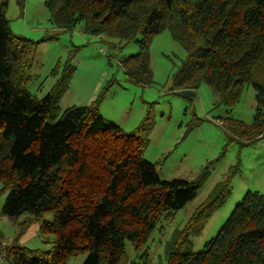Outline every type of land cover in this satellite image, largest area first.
Wrapping results in <instances>:
<instances>
[{
	"label": "trees",
	"instance_id": "trees-1",
	"mask_svg": "<svg viewBox=\"0 0 264 264\" xmlns=\"http://www.w3.org/2000/svg\"><path fill=\"white\" fill-rule=\"evenodd\" d=\"M10 0L0 1V195L1 214L18 223L15 243L4 246L8 264H147L132 261L161 220L184 209L198 195V183L161 179L157 164L143 159L155 119L147 113L131 132L100 112L108 90L87 106L60 114L75 68L72 57L44 97L28 88L38 42L11 32ZM23 6L24 0H19ZM50 21L69 31L82 24L94 37L135 44L138 52L122 62L127 75L151 85L150 47L167 31L186 52L172 90L196 92L206 84L230 108L244 89L256 93L253 123L229 117L222 126L246 143L264 137V0H45ZM60 63L52 71L57 76ZM231 195L229 180L216 186L182 229L164 246L167 264H264V195L248 192L202 252L200 237L214 213ZM46 213L41 234L49 249L20 247L17 241Z\"/></svg>",
	"mask_w": 264,
	"mask_h": 264
},
{
	"label": "rangeland",
	"instance_id": "rangeland-1",
	"mask_svg": "<svg viewBox=\"0 0 264 264\" xmlns=\"http://www.w3.org/2000/svg\"><path fill=\"white\" fill-rule=\"evenodd\" d=\"M6 16L13 34L39 43L28 86L32 94L42 98L50 92L71 56L75 73L60 101V114L70 107L90 105L107 89L100 112L125 132L138 127L148 112L154 116L155 126L142 157L157 164L161 179H184L198 184L206 176L192 202L161 220L143 252L136 253L127 242L132 261L167 264L166 242L176 229L184 227L218 184L229 180L231 195L214 213L203 234L191 239L192 249L197 253L204 251L206 244L218 235L248 192L264 195V138L245 144V140L240 141L221 124L229 117L248 126L253 123L256 93L252 86L244 89L230 114V108L219 104L218 95L206 84L192 97L172 90L174 75L186 52L167 31L152 41L153 82L146 85L131 79L122 68V62L138 52L135 44L124 46L118 40L94 37L85 33L82 24L69 31L61 30L51 23L45 0H24L23 6L19 0H10ZM59 63L58 74L53 76L52 71ZM7 196L8 192L0 195V237L10 245L15 243L18 223L25 217L14 221L1 214ZM53 220V214L46 213L17 244L29 249H49L47 241L53 239H44L41 227ZM86 257L79 255L69 264H83Z\"/></svg>",
	"mask_w": 264,
	"mask_h": 264
},
{
	"label": "built area",
	"instance_id": "built-area-1",
	"mask_svg": "<svg viewBox=\"0 0 264 264\" xmlns=\"http://www.w3.org/2000/svg\"><path fill=\"white\" fill-rule=\"evenodd\" d=\"M5 263H7V258H6V253L4 251V246H2L0 247V264H5Z\"/></svg>",
	"mask_w": 264,
	"mask_h": 264
},
{
	"label": "water",
	"instance_id": "water-1",
	"mask_svg": "<svg viewBox=\"0 0 264 264\" xmlns=\"http://www.w3.org/2000/svg\"><path fill=\"white\" fill-rule=\"evenodd\" d=\"M181 95L184 97H192V96H195V93L191 91H183L181 92Z\"/></svg>",
	"mask_w": 264,
	"mask_h": 264
},
{
	"label": "crops",
	"instance_id": "crops-1",
	"mask_svg": "<svg viewBox=\"0 0 264 264\" xmlns=\"http://www.w3.org/2000/svg\"><path fill=\"white\" fill-rule=\"evenodd\" d=\"M102 114V113H101ZM104 117V116H103ZM105 118V117H104Z\"/></svg>",
	"mask_w": 264,
	"mask_h": 264
}]
</instances>
